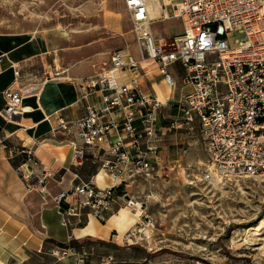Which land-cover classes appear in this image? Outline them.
Wrapping results in <instances>:
<instances>
[{
  "label": "built area",
  "instance_id": "obj_1",
  "mask_svg": "<svg viewBox=\"0 0 264 264\" xmlns=\"http://www.w3.org/2000/svg\"><path fill=\"white\" fill-rule=\"evenodd\" d=\"M149 1L122 0L140 56L156 58L173 87L169 98L158 100L139 60L128 50H118L93 74L74 80L78 91L74 110L48 115L55 121L51 135L60 134L58 143L70 153L69 166L64 165L66 157L56 160L61 167H77L89 155L97 162L88 179L75 172L69 187L52 195L57 208L60 201L65 203L64 226L81 222L84 215L105 219L120 198L116 188L127 182V176L157 175L163 168L159 146L167 132H198L207 154L205 177L212 169L228 179L264 177V0H180V7L166 4L158 18H149ZM172 17L182 22L178 33L165 37L152 31L155 20ZM171 64L184 70L176 97ZM26 86L3 91V116L11 120L20 116ZM29 149L22 145V151ZM27 166L22 162L17 167L25 179L31 173ZM99 172L107 179L103 185L97 181ZM66 252L75 264L82 262L83 252L75 246L69 245Z\"/></svg>",
  "mask_w": 264,
  "mask_h": 264
},
{
  "label": "rangeland",
  "instance_id": "obj_2",
  "mask_svg": "<svg viewBox=\"0 0 264 264\" xmlns=\"http://www.w3.org/2000/svg\"><path fill=\"white\" fill-rule=\"evenodd\" d=\"M151 29L170 37L182 29V22L174 17L157 19ZM0 33L21 37L36 33L46 43L43 53L21 61L17 69L20 86L39 84L44 78H71L67 82L86 78L107 64L113 51L128 50L137 60L141 58L134 25L122 0H0ZM155 65L148 63L151 68ZM168 69L176 74V97L184 70L178 64ZM145 73L152 85L158 84L162 93L170 95L172 90L155 77L159 73ZM21 139L24 144L30 143L28 136ZM43 147L53 148L55 154L66 150L61 144ZM159 147L163 168L147 179L138 174L127 176V182L115 190L120 198L103 220L90 216L86 223L84 215L81 222L67 228L60 223L61 212L50 207L53 201H49L44 211L49 229L59 237L68 233L70 242L49 239L24 264H75L72 255L63 254L69 245L83 252L80 264H264V227L259 231L248 229L264 217V177L237 176L223 178L222 182L215 176L205 177L202 170L207 154L197 131L167 132ZM11 148L15 170L24 183L39 190L40 173L32 165L40 170L47 163L40 164L39 155L32 149L22 151L21 143L13 141ZM26 161L31 171L27 179L17 169ZM55 162L43 184L51 194L65 188L75 172L88 179L97 166L91 155L68 170ZM64 165L69 166L67 162ZM97 181L103 185L107 179L101 173ZM129 199L133 204H125ZM116 213L123 215L122 219L112 216ZM90 220L89 231H84ZM143 227L149 228L150 234L140 231Z\"/></svg>",
  "mask_w": 264,
  "mask_h": 264
},
{
  "label": "crops",
  "instance_id": "obj_3",
  "mask_svg": "<svg viewBox=\"0 0 264 264\" xmlns=\"http://www.w3.org/2000/svg\"><path fill=\"white\" fill-rule=\"evenodd\" d=\"M32 35L34 34L31 33L28 36L21 37L14 34L0 33V109L5 103L3 91L11 86L13 71L20 69L22 60L43 53L46 50L44 39L35 33L38 42L33 44L31 41ZM150 63L156 64L155 62ZM156 68H151L148 65L142 67L146 72L159 73L160 76L155 77L161 78L164 83L160 71ZM69 79L53 77V79L41 82L37 86L24 88L23 91H28V94L23 95L21 100L23 111L14 120L7 119L0 113V264H24L31 258L30 254L35 253L40 247H44L49 239L61 243L70 242L68 233L64 237L54 235L45 221L44 211L49 201H52V195L54 194L49 192L47 184L43 185V182H47V179L41 181L44 176L47 178V173H49L47 170L50 169L51 164L56 163L55 161L58 160L56 154L63 158L66 157L65 163L69 162L70 153L65 144H61L65 146V152L62 150L56 154L53 148L49 150L43 147V145L54 147L60 145L58 141L61 135L56 134L54 137L51 135V129L55 126V121L53 117L48 118V115L55 112L68 114L70 110L76 108L78 91L74 82H71V80L67 82ZM152 86L156 91L155 87H158V84ZM168 97L169 95L166 96V98ZM66 108H69L68 111L66 110L67 112L65 111ZM27 136L30 138V143L24 144L21 138H27ZM13 141L22 143L24 147H29L36 152L40 157H38L40 164L47 163L41 166L40 170L32 165L35 171L40 173L37 174L40 182L39 190L32 188L30 183H24L15 170V163L10 158V155L14 152L11 148ZM48 155L49 158L46 160ZM58 165L63 168L59 162ZM70 181L69 179L67 186L62 189L68 188L71 184ZM49 197L50 199H48ZM50 207H54L60 212L54 203ZM90 222L91 220L84 227V231H89Z\"/></svg>",
  "mask_w": 264,
  "mask_h": 264
},
{
  "label": "bare ground",
  "instance_id": "obj_4",
  "mask_svg": "<svg viewBox=\"0 0 264 264\" xmlns=\"http://www.w3.org/2000/svg\"><path fill=\"white\" fill-rule=\"evenodd\" d=\"M102 1H105V0H102ZM166 4H173V5H178L179 7H180V0H150L149 2H148V14H149V18H158L159 17V13L162 11V10H164V11H166L165 10V5ZM119 25V24H118ZM32 34H34V35H32V37H31V41H32V43L33 44H36V42H38V39H37V36L35 35V33H32ZM30 41V42H31ZM38 45V44H37ZM34 47V46H33ZM31 48H32V46H31ZM46 48V47H45ZM9 53V52H8ZM10 54V53H9ZM14 59V58H13ZM150 62H155L156 63V65H157V70H159L160 71V74L162 75V78H163V81H164V83L168 86H165L166 87V89H170V90H173V87H172V85H170V83H169V81L166 79V77L163 75V73H162V71H161V68L159 67V65H158V62H157V60H156V58H154L152 55H143V56H141V58L139 59V65H140V67L142 68L143 66H147L148 65V63H150ZM16 64V63H15ZM155 65V66H156ZM155 69V70H156ZM151 70H153V69H151ZM154 71V70H153ZM151 72V71H150ZM13 79L11 80L12 82L10 83V85L12 86V88H16V87H20V80H19V78H18V76H17V69L15 70V71H13ZM53 79V78H52ZM33 85H36V84H29V85H27L25 88H28V87H30V86H33ZM156 88V91L158 92H156V94H157V98H158V100H160V101H162V102H165L168 98H166V95L164 94V93H162L161 91H160V89L158 88V87H155ZM168 89V90H169ZM170 93V92H169ZM24 95V94H23ZM160 95V96H159ZM24 96H26V95H24ZM3 116V115H2ZM5 117V116H4ZM6 118V117H5ZM3 119V118H2ZM8 119V118H7ZM11 121V120H10ZM12 123V122H11ZM13 123H14V121H13ZM28 140H30V138L28 139ZM27 142V141H26ZM64 146V145H63ZM61 159H64L63 157H61ZM101 173H103V172H99L98 173V175H97V178H98V176L101 174ZM213 176H215V177H218L219 178V180L217 181V182H219V181H223V178H222V176L220 175V173L219 172H217L216 170H214V169H212V172H211V177H213ZM246 176V175H245ZM215 177H214V179H215ZM213 179V180H214ZM217 179V178H216ZM215 181V180H214ZM213 181V182H214ZM216 182V181H215ZM214 182V184H216ZM218 185V184H217ZM125 204H130L129 203V201L128 202H126ZM121 210H126L127 211V209H121ZM90 216H92V215H90ZM89 216V217H90ZM112 216H114V217H123V216H121L119 213H116V214H113ZM93 217V216H92ZM94 218V217H93ZM89 220V219H88ZM88 221H86V223H87ZM85 223V224H86ZM83 226V225H82ZM262 227H264V217H260V219L256 222V225H251V226H249V228L248 229H250V230H257V231H259ZM144 229H140V231L141 230H145V232L147 233V234H150V229L149 228H146V227H143ZM262 233H264V232H262ZM64 256V255H63ZM4 262V261H3Z\"/></svg>",
  "mask_w": 264,
  "mask_h": 264
},
{
  "label": "water",
  "instance_id": "obj_5",
  "mask_svg": "<svg viewBox=\"0 0 264 264\" xmlns=\"http://www.w3.org/2000/svg\"><path fill=\"white\" fill-rule=\"evenodd\" d=\"M0 53H1V52H0ZM125 197H126V198H129V196H128L127 194L125 195ZM129 203H130V204H133V200H132V199H129ZM64 207H65V203L62 202V201H60V202H59V211L62 212L63 209H64Z\"/></svg>",
  "mask_w": 264,
  "mask_h": 264
}]
</instances>
